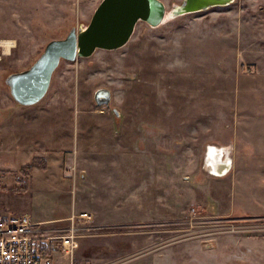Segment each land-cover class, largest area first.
Instances as JSON below:
<instances>
[{
    "label": "rangeland",
    "instance_id": "obj_1",
    "mask_svg": "<svg viewBox=\"0 0 264 264\" xmlns=\"http://www.w3.org/2000/svg\"><path fill=\"white\" fill-rule=\"evenodd\" d=\"M6 1L0 33L15 43L0 47V214H64L75 196L76 214L45 225H67L89 206L98 208L94 219L118 224L104 231L149 235L135 246L117 236L84 239L73 264H264V164L240 177L232 166L220 178L202 161L216 143L263 160L264 0L157 26L139 20L122 46L61 59L31 105L13 99L6 76L27 68L51 38L87 24L100 0ZM162 1L169 10L182 0ZM8 15L15 21L4 25ZM102 86L107 104L94 100ZM112 173L115 204L99 206Z\"/></svg>",
    "mask_w": 264,
    "mask_h": 264
},
{
    "label": "water",
    "instance_id": "obj_2",
    "mask_svg": "<svg viewBox=\"0 0 264 264\" xmlns=\"http://www.w3.org/2000/svg\"><path fill=\"white\" fill-rule=\"evenodd\" d=\"M232 1L182 0L171 7L169 16L174 18L215 5H227ZM165 11L162 0H100L87 24L72 26L64 37L51 38L27 68L12 71L6 76L10 94L21 105L38 102L46 94L52 74L61 59L74 60L78 56H89L97 48H118L128 41L139 20L157 26L165 20ZM93 96L96 103L107 104L111 100V91L108 87H98ZM225 155L228 157L225 165L229 167L224 173L232 167L230 150L227 149ZM207 170L214 176L224 174L209 168Z\"/></svg>",
    "mask_w": 264,
    "mask_h": 264
},
{
    "label": "built area",
    "instance_id": "obj_3",
    "mask_svg": "<svg viewBox=\"0 0 264 264\" xmlns=\"http://www.w3.org/2000/svg\"><path fill=\"white\" fill-rule=\"evenodd\" d=\"M90 219L85 212L70 216L69 223L60 226L45 225L47 220L33 219L24 212L0 214V264H54L58 257L72 264L79 244L78 230L88 228Z\"/></svg>",
    "mask_w": 264,
    "mask_h": 264
},
{
    "label": "crops",
    "instance_id": "obj_4",
    "mask_svg": "<svg viewBox=\"0 0 264 264\" xmlns=\"http://www.w3.org/2000/svg\"><path fill=\"white\" fill-rule=\"evenodd\" d=\"M12 1L11 0L6 1L7 5H10V3ZM12 3H14V1ZM9 21L10 22L15 21V18L13 17V15H8L7 18L3 19V22H4L3 24L4 25L10 24ZM3 27L4 26H0V30L1 29L3 30L5 28V27L4 28ZM11 37H12V35H10V34H6L4 32L2 34L0 33V40L14 41L15 38H11ZM14 43L10 46L9 50L11 49V47L14 46ZM1 48H3V46ZM3 50H4V48H3ZM217 144L218 143L209 144V146H211L210 150L207 151L208 148H207V150L205 149L203 157H202L204 167H207L216 173L222 172V174H223L224 173L223 171H226L227 168L229 167V166L225 165V161L228 159V157H226V155H225V152H227V149L230 150V155L232 158V166L234 168L233 169L234 171H232V174H233V172L236 171L237 172L236 175L239 177L241 176V173L243 174L245 171H249L253 167V165H256V168H260L259 164L261 162L264 164V157H263V160L256 159L257 161H255V159H253L251 153H249L247 151L244 152L242 149H241V151H239L236 143H233V144L219 143V145H217ZM218 146H220V147H218ZM225 148H227V149H225ZM244 154H246L245 157H244ZM214 161H216V162L220 161V163H221L220 164L221 167L218 170L214 169V165H213L215 163ZM229 171L224 173L222 176L224 177V176L228 175ZM208 175L212 176V177H220V178L222 177V176H214V175H211L209 173H208ZM107 176H108L107 178L104 177V180L111 181L112 183H109V185H107V187L103 189L104 190L103 195H102L103 198H100L96 201L99 206L102 204L103 205H105V204H113L114 205L115 204L112 197L115 196V190H114L115 181L114 180H115V178L118 177V175L112 173V174H107ZM237 176H234L233 185H232L231 189L238 188V184L235 182V180H236L235 177H237ZM84 178H85V173L82 174L81 180ZM90 185H91V183H90ZM90 185H87L88 188ZM74 190H76V189H74ZM75 193H76V191H75ZM236 195H237V193H236ZM79 202H82V200H79ZM79 202L77 201V198L75 196L73 197V199L69 198L68 206H67V209L65 210L66 213H64V214L60 213L59 215L40 216L38 213H35V212H29L28 211V212H24V213H28L33 219H36V220H44V221L48 220V219H55V220H61L62 219V220H64V217L69 216L71 213L76 214L75 212H77V210H79L77 208L79 205L78 204ZM86 205H85V207H86ZM97 209L98 208H92V207L87 206L86 208H83V210L78 213V214H80V213L87 212V214H89L91 216V219L89 221H87V223H86L87 225H89L88 228L91 227L92 230L96 229L97 232H100V233H97V235H95L96 233L94 234L93 233L94 231H93L92 233H86L85 235L80 236L78 247L80 244L83 243L84 239L89 240L91 238L92 239L95 238L98 241H106V239L109 236H117L119 238H124L125 240H121V242H124L125 245L129 246V244H132L135 246L138 239L144 238L146 240L147 236H149V235H146L145 232H141L140 236H137L136 232H131V231H127V230H121L118 232L117 231L113 232L111 230L104 231V229L106 227H115V226L117 227L118 224H115V222H110V221L105 222V220H101L98 217H95V219H94V216H98ZM104 209L105 208H102V209L99 208V210H104ZM94 211L96 213L95 215H94ZM92 219H93V221H91ZM93 236H96V237H93ZM79 251H80V249L76 248V250L74 252L77 254L78 253L81 254V252H79ZM82 257L87 258L88 256H85L83 254ZM54 264H61V258L58 257L57 259H55Z\"/></svg>",
    "mask_w": 264,
    "mask_h": 264
},
{
    "label": "bare ground",
    "instance_id": "obj_5",
    "mask_svg": "<svg viewBox=\"0 0 264 264\" xmlns=\"http://www.w3.org/2000/svg\"><path fill=\"white\" fill-rule=\"evenodd\" d=\"M178 4H179V3H178ZM175 5H177V4H175ZM172 6H173V5H172ZM172 6H171V7H172ZM170 9H171V8H170ZM170 9H169V10H170ZM169 10L166 9V11H165V20L168 19V18H171V17L169 16ZM165 20H164V21H165ZM164 21H163V22H164ZM0 43H2V46H3V48H4V51H5V52H8L10 46L14 43V41H10V40H0ZM207 148H208L207 151H209L210 148H211V146H208ZM221 157H222V156H221ZM222 160H223V159H222ZM222 160H221V161H222ZM214 162H215V163H214ZM214 162H213V163H214V164H213V165H214V169H215V170H218V169L221 167V166H220L221 163H220V161H217V162L214 161ZM227 166H228V165H227ZM223 172H225V171H223ZM221 173H222V172H221Z\"/></svg>",
    "mask_w": 264,
    "mask_h": 264
}]
</instances>
